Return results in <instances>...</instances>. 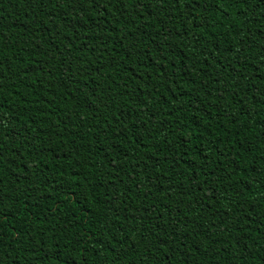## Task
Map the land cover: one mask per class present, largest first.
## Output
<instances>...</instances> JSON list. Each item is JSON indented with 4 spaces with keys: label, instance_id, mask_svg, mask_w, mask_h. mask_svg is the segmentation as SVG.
<instances>
[{
    "label": "trees",
    "instance_id": "trees-1",
    "mask_svg": "<svg viewBox=\"0 0 264 264\" xmlns=\"http://www.w3.org/2000/svg\"><path fill=\"white\" fill-rule=\"evenodd\" d=\"M0 201V264H264V2L0 0Z\"/></svg>",
    "mask_w": 264,
    "mask_h": 264
},
{
    "label": "snow or ice",
    "instance_id": "snow-or-ice-1",
    "mask_svg": "<svg viewBox=\"0 0 264 264\" xmlns=\"http://www.w3.org/2000/svg\"><path fill=\"white\" fill-rule=\"evenodd\" d=\"M100 0H89V3L93 4V5H97L99 4ZM120 2L122 3L123 0H120ZM186 3H190L192 5H197L199 3V0H185ZM261 2H264V0H261ZM137 3L142 6L143 5V0H137ZM175 3L179 4L180 3V0H175ZM125 39H127V37H125ZM132 48H135V45L132 44L131 45ZM134 54V53H133ZM130 59V57H129ZM144 111H147V109H144ZM2 202V201H0Z\"/></svg>",
    "mask_w": 264,
    "mask_h": 264
}]
</instances>
